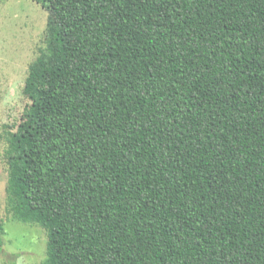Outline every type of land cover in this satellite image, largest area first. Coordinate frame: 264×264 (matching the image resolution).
Instances as JSON below:
<instances>
[{"label":"trees","instance_id":"obj_1","mask_svg":"<svg viewBox=\"0 0 264 264\" xmlns=\"http://www.w3.org/2000/svg\"><path fill=\"white\" fill-rule=\"evenodd\" d=\"M34 1L4 158L39 264H264V0Z\"/></svg>","mask_w":264,"mask_h":264},{"label":"rangeland","instance_id":"obj_2","mask_svg":"<svg viewBox=\"0 0 264 264\" xmlns=\"http://www.w3.org/2000/svg\"><path fill=\"white\" fill-rule=\"evenodd\" d=\"M47 15L34 0H0V264H39L46 256L47 230L13 218L6 205L4 150L30 104L22 87L30 63L46 49Z\"/></svg>","mask_w":264,"mask_h":264}]
</instances>
